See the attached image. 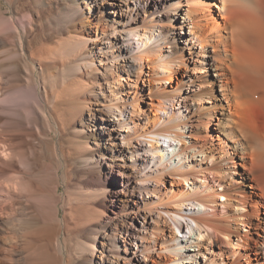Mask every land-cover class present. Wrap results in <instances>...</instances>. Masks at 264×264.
I'll return each mask as SVG.
<instances>
[{
	"label": "bare ground",
	"instance_id": "bare-ground-1",
	"mask_svg": "<svg viewBox=\"0 0 264 264\" xmlns=\"http://www.w3.org/2000/svg\"><path fill=\"white\" fill-rule=\"evenodd\" d=\"M0 264H264V0H0Z\"/></svg>",
	"mask_w": 264,
	"mask_h": 264
},
{
	"label": "rangeland",
	"instance_id": "rangeland-1",
	"mask_svg": "<svg viewBox=\"0 0 264 264\" xmlns=\"http://www.w3.org/2000/svg\"><path fill=\"white\" fill-rule=\"evenodd\" d=\"M96 11H98L97 9H96ZM88 21L86 20L85 21V25L87 26L88 25V23H87ZM184 77V75H183V73L182 74H180V78H183ZM47 156V157H46ZM46 156L44 157V160L45 161H47L46 162V164L48 165V166H45V168H49V170L51 171V172H53V171H58V173L57 174H61L62 172H63V168L64 167H61L60 166V164H59V162L56 160V158L54 157V156H52V155H49V154H46ZM55 169V170H54ZM53 170V171H52ZM60 172V173H59ZM63 189H64V185H62L61 186V191H63Z\"/></svg>",
	"mask_w": 264,
	"mask_h": 264
}]
</instances>
